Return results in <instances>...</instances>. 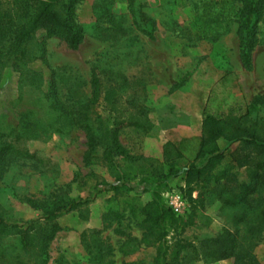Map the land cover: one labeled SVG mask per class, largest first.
Wrapping results in <instances>:
<instances>
[{
    "label": "trees",
    "instance_id": "16d2710c",
    "mask_svg": "<svg viewBox=\"0 0 264 264\" xmlns=\"http://www.w3.org/2000/svg\"><path fill=\"white\" fill-rule=\"evenodd\" d=\"M84 1L0 0V88L9 71L21 77L20 97L0 114V179L18 161L33 163L37 168L44 163L29 149L30 142H47L74 130L86 136V164L101 166L112 179L92 172L89 176L94 180L88 183L86 197H27L24 201L40 213L37 217L20 221L0 216V264H50L51 246L64 230L59 220L73 212H80L88 220L89 206L103 193H111L119 201V207L110 209L107 215L111 222L128 218L143 232L141 238L123 232L127 236L120 247L124 256L144 244L156 250L150 264H212L230 258H236V264H255V250L264 239V96H256L243 113H225L223 102L212 97L205 110L202 135L167 141L162 165L155 168L153 178L134 176L122 165L123 159L136 160L121 141L125 122L115 115L104 117L97 109L103 98L110 100L118 89L126 93V87L131 85L129 78L120 72H99L95 68L88 83L79 77H66L67 68H54L47 82L43 72L30 68L38 60H47L51 39H60L71 50L80 49L86 40V29L78 20V8ZM237 1L240 57L244 67L252 69L260 44L264 0ZM117 2L127 3L133 22L148 37H155L158 21L140 0H97L95 12L100 20L112 24L109 30L117 40L128 36L130 29L127 15L113 8ZM208 10L215 8L210 6ZM224 14L214 15L216 20L207 28L217 32L214 25L225 20ZM179 28L182 26L175 27ZM106 73L117 83L112 94L107 92L101 76ZM182 85L178 83L174 89ZM113 101L119 102L117 98ZM126 102L142 116L133 119L131 125L148 133L152 129L148 106L132 93ZM221 141L239 143V147L228 152L221 147ZM244 172L247 179L241 180ZM180 176L186 181L183 190L191 204L187 217L176 214L163 197L171 190V179ZM151 189L152 200L144 205L134 202L132 194H147ZM213 193L218 217L224 220L226 212L236 209L234 217L229 216L216 234L185 238L187 228L197 221L208 228L213 224L214 217L207 213ZM80 237L89 264H106L114 256L115 248L100 229H85ZM57 264L73 263L61 256Z\"/></svg>",
    "mask_w": 264,
    "mask_h": 264
},
{
    "label": "rangeland",
    "instance_id": "374dc122",
    "mask_svg": "<svg viewBox=\"0 0 264 264\" xmlns=\"http://www.w3.org/2000/svg\"><path fill=\"white\" fill-rule=\"evenodd\" d=\"M96 1L85 0L78 8V20L86 29V40L80 49L71 50L60 39H51L47 45V60H38L30 64V68L43 72L47 82L54 68H67L66 77L71 76L73 80L79 77L88 83L95 68L99 72H120L129 78L131 85L126 87V93L116 89V94L110 100L103 98L97 109L104 117L115 115L117 120L125 122L121 141L136 160L123 159L122 165L134 176L153 178L155 168L162 165L163 147L167 141L202 135L205 110L212 97L216 96L223 102L225 113H243L250 109L256 96H264V16L253 67L247 69L240 57L237 0H140L146 5L148 14L158 21L154 38L148 37L133 22L127 3L117 2L113 8L127 15L130 28L129 35L120 40L109 30L112 24L98 18L94 9ZM210 6L215 11L209 12ZM221 12L226 13L225 20L222 23L218 21V28L214 25L217 32H213L207 26L216 20L214 15ZM179 25L182 28L176 30ZM101 76L107 92L114 93L117 83L111 81L107 73ZM20 78L16 71L8 72L0 88V114L20 97ZM178 83L183 85L174 89ZM131 93L150 109L148 116L152 129L148 133L131 125L133 119L142 117L126 102ZM115 98L118 103L113 101ZM28 147L44 163L41 166L39 163L37 168L33 163L18 161L0 179V216L20 221L37 217L40 213L24 201L27 197L39 200L56 195L86 197L89 194L88 183L94 180L89 176L92 172L112 179L101 166L86 164V136L82 131L74 130L47 142L32 141ZM221 147L232 152L238 149L239 143L221 141ZM240 179H247V174L244 172ZM170 186L171 190L163 194L164 201L168 194L182 193L187 203L184 214L187 217L191 204L183 190L186 188L184 177L171 179ZM152 191L139 196L132 194L134 202L146 204L153 198ZM213 194L207 210L214 217L213 224L208 228L197 221L187 228L185 238L216 234L223 229L229 216L234 217L236 209L226 212L224 220L218 217L217 198ZM89 207L88 220H84L80 212L59 220L64 230L51 246L50 264H57L61 256L73 264H89L80 237L85 229H100L103 237L115 248L114 256L106 264L152 262L156 253L153 246L143 244L135 250L131 247L133 251L128 256L120 252V247L127 240L123 232L139 238L143 232L128 218L121 222H111L107 218L110 209L119 207V201L113 194L99 195ZM255 253V264H264V239ZM192 264L206 263L198 261ZM212 264H236V258Z\"/></svg>",
    "mask_w": 264,
    "mask_h": 264
},
{
    "label": "built area",
    "instance_id": "2783aa9c",
    "mask_svg": "<svg viewBox=\"0 0 264 264\" xmlns=\"http://www.w3.org/2000/svg\"><path fill=\"white\" fill-rule=\"evenodd\" d=\"M168 206L178 215L184 216L187 203L185 197L180 192H174L166 196Z\"/></svg>",
    "mask_w": 264,
    "mask_h": 264
}]
</instances>
